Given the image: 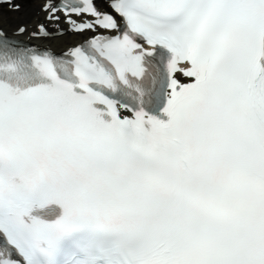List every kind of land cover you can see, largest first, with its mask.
<instances>
[{"label": "snow or ice", "instance_id": "obj_1", "mask_svg": "<svg viewBox=\"0 0 264 264\" xmlns=\"http://www.w3.org/2000/svg\"><path fill=\"white\" fill-rule=\"evenodd\" d=\"M106 3L0 29V264H264V0Z\"/></svg>", "mask_w": 264, "mask_h": 264}, {"label": "bare ground", "instance_id": "obj_2", "mask_svg": "<svg viewBox=\"0 0 264 264\" xmlns=\"http://www.w3.org/2000/svg\"><path fill=\"white\" fill-rule=\"evenodd\" d=\"M42 0H21L24 9L15 13H8L4 10H0V28L3 29L7 35H12L17 28L26 26L28 32L25 33L21 38L27 40L30 33V27L34 24L33 21L39 18L37 12L40 11V4ZM101 6L103 5L102 0L97 1ZM82 36L80 35H67L55 40H49L47 43L55 50L64 49L68 46L75 45Z\"/></svg>", "mask_w": 264, "mask_h": 264}, {"label": "rangeland", "instance_id": "obj_3", "mask_svg": "<svg viewBox=\"0 0 264 264\" xmlns=\"http://www.w3.org/2000/svg\"><path fill=\"white\" fill-rule=\"evenodd\" d=\"M9 13V12H8Z\"/></svg>", "mask_w": 264, "mask_h": 264}]
</instances>
